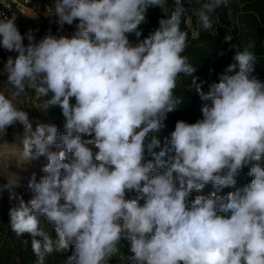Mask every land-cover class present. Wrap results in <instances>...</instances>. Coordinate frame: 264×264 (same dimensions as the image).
<instances>
[{"label": "clouds", "instance_id": "clouds-1", "mask_svg": "<svg viewBox=\"0 0 264 264\" xmlns=\"http://www.w3.org/2000/svg\"><path fill=\"white\" fill-rule=\"evenodd\" d=\"M229 2L54 0L48 15L58 30L78 21L75 31H49L38 42L31 30L21 34L15 15L0 17V47L16 53L0 71L10 86L0 91V135L22 125V161H47L44 175L28 181L31 199L9 210L16 236L32 237L36 264L70 248L63 264H109L122 239L130 241V264H264V82L252 75L254 43L236 52L207 91L193 76L200 99L211 102L202 119L177 121L163 141L157 135L183 102L174 96L181 74L196 71L184 55L190 35L215 32L217 10ZM150 7L166 18L133 45L128 34L142 35ZM29 91L38 100L51 93L42 108L61 109L63 133L51 123L33 129L19 99ZM245 166L252 179L237 187ZM209 183L214 191L189 201ZM18 186L15 176L0 190L15 198ZM223 188L234 190L221 196Z\"/></svg>", "mask_w": 264, "mask_h": 264}, {"label": "trees", "instance_id": "trees-1", "mask_svg": "<svg viewBox=\"0 0 264 264\" xmlns=\"http://www.w3.org/2000/svg\"><path fill=\"white\" fill-rule=\"evenodd\" d=\"M169 7H171V0ZM194 7H199V4L194 3ZM217 17L218 20L214 24L215 32L200 29L197 39H191L190 35L189 47L186 49L184 55L196 67V71L191 76L181 74V79L177 81L174 96L182 99L183 102L176 110L167 114L164 127L162 128L164 134L174 131L177 121L182 120L188 123H195L197 120L202 119V106L205 103H211L210 101L206 102L200 99L194 87H192L193 76L199 78L198 82L204 81L202 87L204 91H207L209 84L218 82L219 75L224 72L229 64L234 62L233 57L236 52L243 50L249 42L254 43V48L250 50L257 57L255 70L252 75L264 82V0H230L226 8L217 10ZM161 18H166L162 9L150 7L146 13V20L139 25L142 35L137 38L134 33L128 34L130 43L135 45L148 37L150 33L159 27L158 21ZM193 23L194 25L196 23L195 16L193 17ZM19 31L22 35L25 34L23 29ZM226 33H231L233 36L232 41L225 42L224 35ZM232 45L236 47H232ZM28 93L32 94V97L35 96L31 91ZM50 97L51 93H49L48 98L41 97L37 101L43 102L50 99ZM72 103H75L74 98L72 99ZM40 112L43 114V110ZM48 115V123L55 124L58 130L63 133L64 117L61 109L58 106H51L48 108ZM90 138L88 136L84 137V139ZM90 146L94 147L93 145ZM95 150L98 151L96 148ZM146 158L151 159L150 156H146ZM260 163L264 166V158L261 159ZM248 171V166H245L241 170L237 177V187H242L251 181L252 177L247 175ZM6 182L0 175V185H4ZM233 190L232 188H223L219 192V195L223 196ZM14 191L15 198L9 190H0V264H36L37 258L31 248L32 237L25 233L18 238L9 226L10 208L18 206L19 198H23L25 202L30 200L32 193L27 188L22 187H17ZM212 191H214V188L209 183L199 192L193 190L188 199L191 201L197 195H206ZM135 196V192L127 194V198L130 199L135 198ZM140 203L143 204V201H140ZM218 214L224 215L223 213ZM41 226L49 230V234L53 239L56 238V233L51 225H47L42 221ZM37 239L40 238L38 237ZM24 241H27V243L25 244ZM117 247L119 251L110 258L109 264H130L128 259L132 255L130 252V241L122 239ZM71 254V248L62 255L53 254L46 259V264H63V260Z\"/></svg>", "mask_w": 264, "mask_h": 264}, {"label": "rangeland", "instance_id": "rangeland-1", "mask_svg": "<svg viewBox=\"0 0 264 264\" xmlns=\"http://www.w3.org/2000/svg\"><path fill=\"white\" fill-rule=\"evenodd\" d=\"M22 11L25 16H28L24 20L23 32L27 33L29 30L34 29L37 26L38 20L36 17L41 15L38 2L35 0L30 1L29 4L23 6ZM35 16V17H34ZM30 18V19H28ZM41 18V16L39 17ZM40 31L34 34L36 42L42 39L45 35V29L43 25L40 26ZM28 43L27 39L24 42ZM0 71L2 69L0 68ZM6 77L0 76V91H5L9 89L10 86L6 84ZM42 98H48V96H43ZM19 99H24L26 104L22 106V110L26 111L29 115V120L35 129L36 123H48L49 115L48 109L43 111V114L40 112L43 110V102L37 101L35 96L32 97V94H25ZM40 105V109L35 106ZM171 133L164 134L163 129L157 133L158 137L163 140L165 137H170ZM25 135V129L22 125L17 124L14 128L9 127L5 136L0 135V175L7 181L9 178H14L15 176L19 177V186L22 188H27L28 181L32 173H36L37 179H39L44 173L41 171L44 164H46V159L41 157L37 161H32L31 163H24L20 156V151L23 147L22 140ZM95 154L97 152L94 147L88 145ZM29 190V189H28Z\"/></svg>", "mask_w": 264, "mask_h": 264}, {"label": "built area", "instance_id": "built-area-1", "mask_svg": "<svg viewBox=\"0 0 264 264\" xmlns=\"http://www.w3.org/2000/svg\"><path fill=\"white\" fill-rule=\"evenodd\" d=\"M39 9L41 11V20L46 28L44 35L48 34L49 31L55 36H71L75 31V23L73 25L65 24L62 30H58L59 26L55 22L56 18L54 16H49L50 7L54 5V0H37ZM30 3V0H0V17H11L15 15L16 24L18 29H22V8ZM41 22L31 31L36 34L40 31ZM16 53H10L0 47V68L3 69V64L9 56H15Z\"/></svg>", "mask_w": 264, "mask_h": 264}, {"label": "crops", "instance_id": "crops-1", "mask_svg": "<svg viewBox=\"0 0 264 264\" xmlns=\"http://www.w3.org/2000/svg\"><path fill=\"white\" fill-rule=\"evenodd\" d=\"M27 17H28V16H25V14H24V12H23V14H22V24H23L24 20L27 19ZM39 17H40V16H38V17L35 18V19H37V20L39 19L38 22H37V24L41 22V24L43 25V27H45V25L42 23L41 18H39ZM28 19H30V18H28ZM24 23H25V22H24Z\"/></svg>", "mask_w": 264, "mask_h": 264}]
</instances>
